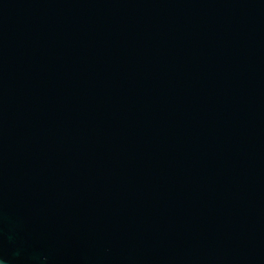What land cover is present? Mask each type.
<instances>
[{"label": "water", "instance_id": "water-1", "mask_svg": "<svg viewBox=\"0 0 264 264\" xmlns=\"http://www.w3.org/2000/svg\"><path fill=\"white\" fill-rule=\"evenodd\" d=\"M0 264H264V0H0Z\"/></svg>", "mask_w": 264, "mask_h": 264}]
</instances>
